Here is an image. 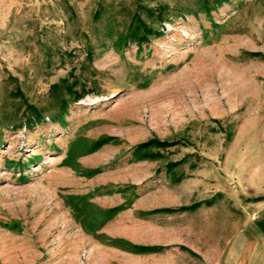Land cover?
Segmentation results:
<instances>
[{
  "label": "rangeland",
  "instance_id": "obj_1",
  "mask_svg": "<svg viewBox=\"0 0 264 264\" xmlns=\"http://www.w3.org/2000/svg\"><path fill=\"white\" fill-rule=\"evenodd\" d=\"M217 1L0 0V264L190 262L165 209L202 196L231 240L264 217V0Z\"/></svg>",
  "mask_w": 264,
  "mask_h": 264
},
{
  "label": "crops",
  "instance_id": "obj_2",
  "mask_svg": "<svg viewBox=\"0 0 264 264\" xmlns=\"http://www.w3.org/2000/svg\"><path fill=\"white\" fill-rule=\"evenodd\" d=\"M208 198L202 196L190 202L189 204L198 203L192 210L176 211L181 212L184 220L186 216L190 218L193 228L189 246L195 257L190 262L180 259L174 262L159 261L158 264H264V217L250 225L249 230L244 225L242 233L231 240L229 209L224 203ZM189 204L182 202L180 206ZM247 231L253 237L250 241L245 238ZM113 255L115 254L110 250H94L89 255L87 253L86 264H109L106 259L112 258ZM95 257V263L91 262ZM145 264L151 262L146 260Z\"/></svg>",
  "mask_w": 264,
  "mask_h": 264
},
{
  "label": "trees",
  "instance_id": "obj_3",
  "mask_svg": "<svg viewBox=\"0 0 264 264\" xmlns=\"http://www.w3.org/2000/svg\"><path fill=\"white\" fill-rule=\"evenodd\" d=\"M219 1H223V0H218ZM141 24V25H140ZM144 25H142V23H139V26L135 25L133 28V31L128 34L126 36V38H129L130 40H134L136 43H139L141 40H143L145 38V34L139 36L137 34V29L142 28L143 29ZM122 36V35H120ZM126 40L123 41L122 44H125ZM72 83H67L65 77L61 78L59 80L58 83H53L50 85V89H52V91L57 90L62 88L64 90V93L69 94L71 93V88H72ZM86 92V90L81 87L79 91H76L73 93L72 97H70L68 100L70 101H75L77 99H79L84 93ZM61 105V109H65L66 104H67V100L63 97V95H61V97L58 99ZM33 118L36 119L38 118L37 115H33ZM176 144L174 143V141H164V140H157V139H149L143 143L137 144L134 148V153L139 151L141 153H143L145 156L150 157V158H159L162 156V153L160 150H163L164 148H166L167 146ZM154 148V150H152L151 152L148 151V148ZM181 161H175V162H179ZM175 162H173L172 164H176ZM259 199V197H255L254 200ZM196 206H198L197 202L191 203L189 205H184V206H178L176 208H168L165 210L168 211H181V210H192L194 209Z\"/></svg>",
  "mask_w": 264,
  "mask_h": 264
}]
</instances>
